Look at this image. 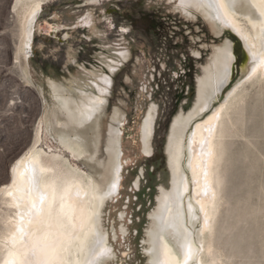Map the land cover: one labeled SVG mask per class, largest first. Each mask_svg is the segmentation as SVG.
Here are the masks:
<instances>
[{"label": "rangeland", "instance_id": "rangeland-1", "mask_svg": "<svg viewBox=\"0 0 264 264\" xmlns=\"http://www.w3.org/2000/svg\"><path fill=\"white\" fill-rule=\"evenodd\" d=\"M36 3L40 10L25 46L22 30ZM189 13H182L175 0H0V189L35 137L45 156H58L67 168L96 178L109 129H115L121 171L116 192L99 212V228L112 249L101 264H147L151 217L160 190L170 188L171 125L192 110L201 70L224 42L232 45L236 60L232 78L218 101L191 124L192 129L206 119L228 93L241 95L222 127L217 164L222 183L210 252L216 264H264V78L243 81L240 39L229 31L214 34L199 14ZM50 85L76 101L97 100L98 118L93 128H83L95 146L93 155L77 157L60 142V128L70 141L75 136L69 123L63 125L62 105ZM149 112L150 152L143 153L139 133ZM182 165L190 198L186 156ZM4 211L0 202V214ZM203 239L208 242V232Z\"/></svg>", "mask_w": 264, "mask_h": 264}, {"label": "bare ground", "instance_id": "bare-ground-1", "mask_svg": "<svg viewBox=\"0 0 264 264\" xmlns=\"http://www.w3.org/2000/svg\"><path fill=\"white\" fill-rule=\"evenodd\" d=\"M175 1L182 13L199 14L214 34L229 31L240 39L245 50L243 81L254 76L264 78V0H223L224 7L219 10L213 6L216 0ZM39 10L40 4L36 3L26 15L22 30L25 46H29L30 28ZM239 16L248 26L239 23ZM234 62L229 42L215 48L197 79L192 110L186 116L179 115L171 125L166 145L170 188L160 190L151 217L145 247L147 264H177L178 260L181 264H216L210 252V236L222 183L217 172L222 127L227 111L241 100V95L230 98L228 93L206 119L192 129L191 124L218 101L232 78ZM50 91L62 105L63 125L69 123L75 136L70 141L67 130L60 128V142L77 157L93 155L95 146L85 138L83 128L88 124L93 128L100 110L97 100L88 96L73 100L54 85H50ZM152 115L149 112L139 133L143 153L150 150ZM118 143L117 131L109 129L104 162L99 175L90 180L78 169L67 168L60 157H47L37 150L35 137L32 146L12 165L9 183L0 189V202L5 207L0 214V264H101L112 256L99 228V212L105 198L119 186ZM184 156L191 181L190 198L182 165ZM205 232L209 233L208 242L203 239ZM203 255L209 259H203Z\"/></svg>", "mask_w": 264, "mask_h": 264}, {"label": "snow or ice", "instance_id": "snow-or-ice-1", "mask_svg": "<svg viewBox=\"0 0 264 264\" xmlns=\"http://www.w3.org/2000/svg\"><path fill=\"white\" fill-rule=\"evenodd\" d=\"M213 6L216 7L217 10H219L220 8H223L224 7L223 0H216V3ZM122 30H127L126 26ZM49 264H51V262H49ZM177 264H181V262L178 260ZM184 264H187V261H185Z\"/></svg>", "mask_w": 264, "mask_h": 264}, {"label": "water", "instance_id": "water-1", "mask_svg": "<svg viewBox=\"0 0 264 264\" xmlns=\"http://www.w3.org/2000/svg\"><path fill=\"white\" fill-rule=\"evenodd\" d=\"M230 35H231V33H229ZM231 36H233V35H231ZM192 95H194L195 96V92L194 93H192Z\"/></svg>", "mask_w": 264, "mask_h": 264}]
</instances>
